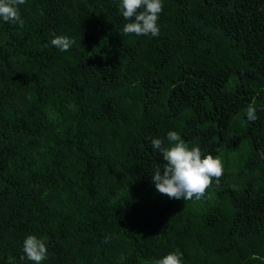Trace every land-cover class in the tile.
I'll return each instance as SVG.
<instances>
[{
    "label": "trees",
    "instance_id": "obj_1",
    "mask_svg": "<svg viewBox=\"0 0 264 264\" xmlns=\"http://www.w3.org/2000/svg\"><path fill=\"white\" fill-rule=\"evenodd\" d=\"M162 3L158 37L125 35L120 0H27L23 27L0 21V264H33L30 234L42 264H264V0ZM170 130L223 161L199 201L152 183Z\"/></svg>",
    "mask_w": 264,
    "mask_h": 264
},
{
    "label": "clouds",
    "instance_id": "obj_2",
    "mask_svg": "<svg viewBox=\"0 0 264 264\" xmlns=\"http://www.w3.org/2000/svg\"><path fill=\"white\" fill-rule=\"evenodd\" d=\"M27 0H0V21L12 22L23 27L24 21L20 16L19 6ZM120 12L125 21L123 33L137 36L158 37L159 15L163 11L162 0H120ZM51 45L62 52L68 51L75 41L65 35L52 33ZM249 122L258 119L257 108L249 105L246 110ZM169 146L164 147L162 139L152 138L151 144L158 150L164 161L163 165L157 164L151 176L155 189L161 195L177 200H197L206 195V190L212 186L213 180L219 183L223 176V161L212 154H204L199 147H189L176 131L167 132ZM264 158V152L259 153ZM23 261L27 259L33 264H42L47 259L46 238L36 235H27L23 240ZM254 259H261L258 256ZM8 264H17L16 258L9 256ZM145 264H182V253L177 251L168 252L160 259L147 261Z\"/></svg>",
    "mask_w": 264,
    "mask_h": 264
}]
</instances>
